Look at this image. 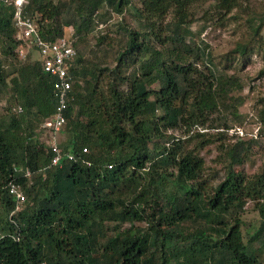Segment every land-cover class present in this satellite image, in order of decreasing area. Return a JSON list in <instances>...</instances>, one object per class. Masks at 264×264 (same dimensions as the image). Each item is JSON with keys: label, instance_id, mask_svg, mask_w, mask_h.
Segmentation results:
<instances>
[{"label": "trees", "instance_id": "trees-1", "mask_svg": "<svg viewBox=\"0 0 264 264\" xmlns=\"http://www.w3.org/2000/svg\"><path fill=\"white\" fill-rule=\"evenodd\" d=\"M242 1L24 0L20 16L42 40L73 30V100L57 132L66 135L57 143L61 157L51 166L53 153L36 128L42 123L51 135L44 123L57 105L54 79L39 58L18 59L15 6L0 0V96L8 78L17 83L10 95L16 108L0 118V264H264V170L234 169L251 143L221 145L228 161L221 179L204 174L198 150L210 141L186 146L193 126L221 110L237 119L239 104L231 96L236 80L196 45L189 24L198 11L222 20ZM131 12L136 28L122 17L114 31L91 34L112 15ZM9 182L24 191L18 209ZM248 201L260 224L244 243Z\"/></svg>", "mask_w": 264, "mask_h": 264}, {"label": "rangeland", "instance_id": "rangeland-1", "mask_svg": "<svg viewBox=\"0 0 264 264\" xmlns=\"http://www.w3.org/2000/svg\"><path fill=\"white\" fill-rule=\"evenodd\" d=\"M209 3L210 1L206 2L203 8L206 9ZM241 4L222 20H216L215 14H212L213 18L210 17V20H207L201 17L202 12L198 11L196 18L189 24L191 37L196 45L200 49L209 51L212 63L217 66L220 73L233 77L238 85L231 93V96L239 101L236 106L238 118L228 120L230 119L228 110H221L220 115H210L204 126H197L199 124L193 126V138H190V143L186 145L193 149L194 145L202 140L210 141L203 145L198 153L204 161V174L214 179H221L227 169L228 161L224 159L221 145L229 149L236 139L251 145L242 163L235 165L234 169L245 175H253L264 170V122L260 118V113L264 109V0H245ZM137 5L139 6L138 2ZM131 14L132 12L123 16L112 15L107 23L98 25L95 32L91 34L94 36L105 34L109 29L114 31V24L122 17L130 27L136 28L137 21ZM32 20L36 22L37 18ZM255 29H258L257 34H254ZM72 34L71 27L64 29L65 38ZM89 40L92 41L91 35ZM17 55L20 61L38 59L33 45L22 40L17 49ZM129 69L130 66L123 67V75H126ZM7 82L8 88L0 96V118H6L7 114L13 113L16 108L10 95L17 88V83L12 80V77L8 78ZM156 87V85L153 86L154 89ZM224 121L228 123V129L223 128ZM41 129L42 123L36 128L38 138L41 139L39 142L51 143L49 139L54 138L59 145L66 141L64 131H60L61 133L55 136L53 134L48 136V132ZM221 131H223L222 134H219ZM169 133L173 137H181L179 131ZM195 133L203 136H196ZM242 221L241 232L243 242L246 243L260 224L255 202L246 203ZM134 225L138 228L145 227L143 222L134 223ZM124 226L129 227L128 224ZM106 232L108 235L111 234L109 230ZM258 259L264 261V248L258 252Z\"/></svg>", "mask_w": 264, "mask_h": 264}, {"label": "built area", "instance_id": "built-area-1", "mask_svg": "<svg viewBox=\"0 0 264 264\" xmlns=\"http://www.w3.org/2000/svg\"><path fill=\"white\" fill-rule=\"evenodd\" d=\"M24 0H12L15 6L14 20L19 27L20 37L24 42L31 43L35 48L42 71L54 79L53 93L56 97L57 105L53 116L44 123V127L51 131L55 136L63 127L66 120L63 112L68 108V102L73 100L71 95V78L68 72V66L75 56V49L67 38H60L56 41H44L37 35V30L33 22L29 19L21 18L20 8ZM20 112V108L17 109ZM47 143L53 153L50 165L55 166L61 153L54 138L49 139ZM26 177H30L29 172H25ZM8 192L15 201L16 209L24 202L25 196L22 188L14 182H9Z\"/></svg>", "mask_w": 264, "mask_h": 264}]
</instances>
